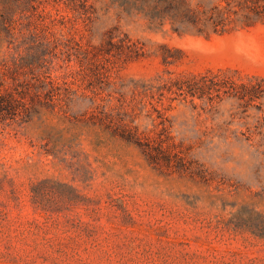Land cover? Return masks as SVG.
<instances>
[{
    "label": "rangeland",
    "instance_id": "374dc122",
    "mask_svg": "<svg viewBox=\"0 0 264 264\" xmlns=\"http://www.w3.org/2000/svg\"><path fill=\"white\" fill-rule=\"evenodd\" d=\"M88 3L84 35L18 11L9 48L0 24V61L35 29L47 59L0 110V264H264V20Z\"/></svg>",
    "mask_w": 264,
    "mask_h": 264
},
{
    "label": "trees",
    "instance_id": "16d2710c",
    "mask_svg": "<svg viewBox=\"0 0 264 264\" xmlns=\"http://www.w3.org/2000/svg\"><path fill=\"white\" fill-rule=\"evenodd\" d=\"M0 2L4 9L0 20L1 29L5 33L3 41L7 42L9 48L15 47V35L11 24L18 11H27L32 21L35 19H45V28H50L52 24H58L62 33H69L72 36L76 34L84 35L75 23L79 17H85L91 11L88 3L89 0H45V9L40 8L42 0H0ZM50 4L55 9H49L48 6ZM237 5L239 8L235 10L236 12L241 11L245 15H253L264 20V0H238ZM216 31L219 32L221 29H216ZM39 37L38 30H32V38L37 43L35 50L30 54V64L27 65L26 63V60L29 59L28 56L24 55L23 60H19L15 52H11L9 56L0 61V110L6 108L8 112H15L17 109V104L21 101V97L17 95L16 90L22 96L19 79L20 74H23V68L28 66L29 70L41 71L42 67L46 64L45 47ZM1 82L12 83L8 85L7 91L4 93L1 91ZM204 86H206L204 88L208 89L212 87L209 84ZM247 92L251 98L258 96V93H255V91ZM243 95H246V93H243ZM243 95L240 96L243 97ZM42 101V97L38 94L33 98L34 103Z\"/></svg>",
    "mask_w": 264,
    "mask_h": 264
}]
</instances>
